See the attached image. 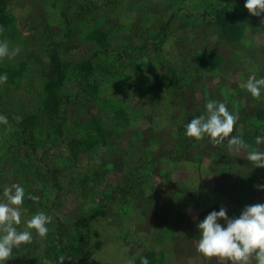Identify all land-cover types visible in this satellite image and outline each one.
Wrapping results in <instances>:
<instances>
[{
    "label": "rangeland",
    "instance_id": "rangeland-1",
    "mask_svg": "<svg viewBox=\"0 0 264 264\" xmlns=\"http://www.w3.org/2000/svg\"><path fill=\"white\" fill-rule=\"evenodd\" d=\"M245 2L39 0L37 8L30 13L28 4L19 5L14 11L13 30L1 28L0 41L6 40L10 49L18 48L19 52L14 58L0 61L13 71L21 64L25 69L22 78L12 77L16 83L7 86V94H2L4 105L0 107V115L5 105L21 110L23 101L28 102L32 96L28 89L33 92L41 89L42 73L53 77L43 40L48 36L63 37V32L56 28L62 24L71 27L74 40L82 38L80 47L73 42L61 47L68 54L62 55L63 59L70 62L72 54L77 52L75 60L88 57L93 67L92 74H85L84 78L89 77L94 102L90 109L82 108V116L100 107L104 112L110 109L106 112V126L114 127L117 121L112 122L113 118L124 117L133 122L126 127L137 134L128 150L130 167L119 172L108 171L100 176V181L105 178L110 186L120 187L130 184L134 177H141L134 186L139 198H153L155 203L141 208L140 200L128 202L121 193L113 195V200L106 197L103 203L109 210L94 228L102 244L90 259L72 258L67 264H129L130 261L141 264L143 258L149 264H222L218 258L206 261L196 251L200 237L198 223L222 206L231 208V201L236 198L232 188L234 179L240 180L235 206L239 210L232 211L229 218H238L246 206L264 204V188L257 187L264 185V168L254 167L245 158L250 149L237 152L229 149L226 142L215 146L192 144L188 147L187 159L183 155L187 139L183 142L173 133L179 126L186 128L193 117L206 115V103L216 100L225 102L230 112L238 113L241 121L235 125L233 136L242 137L251 147L252 142L244 138L246 132L264 136V108L256 112V107H264V102L261 104L264 99L255 100L241 87L252 74L257 79L264 77V24L261 23L264 14L260 17L240 14ZM232 11L238 18L226 29L218 26L215 17ZM91 32L97 33V37H106L109 43L97 45L84 39ZM80 87L77 81L67 84L68 100L73 99ZM187 95H192L189 101L185 99ZM27 110V107L22 109L24 113ZM6 127L0 124V137ZM22 140L13 143L16 150L17 146L22 149L17 150L20 154H24L26 145L35 151L27 156L29 162L20 164L19 171L11 170L6 179L1 177L0 198L5 186L19 183L26 193L24 221L44 212L52 217V223L43 239L32 230L33 242L13 249V258L5 264H52L46 247L52 242L53 232L62 223L70 237L82 209L92 207L96 195L99 196L101 189H98L97 176L92 180L94 169L90 163L110 159L114 149H95L90 155L81 153L80 165L69 173L60 170L71 164L67 158L68 145L58 142L52 153L55 148L46 149L44 139L28 140L26 145H20ZM10 143L0 138V157L10 156ZM258 148L264 151V144ZM46 150L51 155L45 159ZM123 154L115 159L122 160L126 153ZM11 160L7 158L8 162ZM8 162L6 169L11 167ZM51 166L59 170L60 184ZM84 173H88L86 182ZM42 180L47 190L38 202V194L44 189L38 187ZM33 184L38 187L37 191ZM84 184L88 185L83 187ZM35 191L37 201L28 198ZM218 222L226 227L225 221ZM18 228L25 230V224Z\"/></svg>",
    "mask_w": 264,
    "mask_h": 264
},
{
    "label": "trees",
    "instance_id": "trees-1",
    "mask_svg": "<svg viewBox=\"0 0 264 264\" xmlns=\"http://www.w3.org/2000/svg\"><path fill=\"white\" fill-rule=\"evenodd\" d=\"M38 1L39 0H0V29L2 27H8L13 30V21L16 19L14 11L17 10L19 5L28 4V6H30L28 8L30 13L37 8ZM239 11L242 15L249 13L244 6L242 10ZM236 15L237 14H235L234 11H232V13H230L229 15L218 14L217 17H215L216 23L218 26L226 29L231 25L232 22H234L238 18V16ZM46 24L50 25L49 22H47ZM56 28L63 32V37L59 38L58 35H56L55 37L48 36V38H45L43 40L44 48H48L46 54L49 53V68L53 73V77L49 78V76L45 75L46 73L41 74V89L37 90L36 92L28 89L29 94L32 93V96L29 97L28 102L23 101L24 106H22L21 110H14L12 106L7 107L6 105L2 110V114L4 116H7L8 118L9 126L6 125L8 126L6 127L5 125L1 124L3 128L6 127L4 133H2L4 136L1 134V137L2 139L11 142L9 146L11 154L7 157L6 155L0 157V168L3 169V171H1L0 169V180L1 177H3V179H6L11 170L19 171L20 164L22 162L30 161V159H27V156H29L31 152H34L35 148L25 144L28 140L31 141L37 139L38 141H42L44 139V147L46 149L55 148L52 153H54L57 149L56 145L58 142L68 145L69 154L67 158L71 161V164H69L66 168H60V170H65L69 173L70 169H72L73 167H78L80 165L79 161L82 158L81 153L83 152L90 155L95 149H100L102 151H111L114 149V154L110 155V159L105 158L103 161L90 163L94 169V171L92 172V177L94 176L92 180H94L95 176H97V184L98 186H100V188L98 189H101L98 192L99 196L96 195L97 199L94 201V205L92 207L88 209H82V213L74 223L76 229L70 237L68 236L67 229L64 228L62 223H58L59 225L56 231L53 232L54 236L52 235V242L49 243V246L46 247V252H49V254L51 255V259L53 262L52 264H58V258L60 255H64L66 258L70 257L71 260L72 258L82 260L90 259L92 257V255L95 253L96 248L102 244V241L99 239V235L95 233L94 228L96 223L99 222L103 217H105L107 210H109L108 205L103 203L106 197L113 200V195L116 196L121 193L124 198L126 196L128 202L135 201V203H138V201L140 200L141 208H146L149 204L155 203V200L153 198H145V200L139 198V194L137 193V190L134 186H136V182L139 184L141 177H134L133 181H131L130 184L120 187L119 185L110 186L109 180H105V178L104 180L101 179L102 181H100V178L108 171L119 172L130 167L129 165L131 159L130 152H128V150L131 147L132 140L136 138L137 134L134 135L133 130L130 129V127H126L129 123L132 124L133 122L126 121V118L124 117L121 119L114 117L112 122L117 121V124L114 127L106 126L104 124V121L107 117V113L111 111L110 109L108 112H104V108L100 107V110L90 112V115H87L86 117L82 116V108L88 107V109H90L91 104L94 102L93 98L95 93L91 90L92 86L89 84V77L84 78L85 74H92L91 70L93 69V67L91 69L90 63L87 61L88 57L84 56L79 60H75L74 58L77 52L75 54H72L73 56L70 62L63 59L62 55L68 54L67 52H62L61 47L70 42L76 43L77 47H80L82 38L74 40L73 33L71 32V27L61 24L60 26H56ZM104 36H106V34H104ZM85 38L92 40L94 43H97V45H99V43H105V45L109 43L106 37H97V33L94 34V32L84 35V39ZM82 53L85 54L86 51ZM24 69L25 66L21 64L17 67L16 70L13 71L10 69V67H8V65L0 61V75L7 74L8 76L7 82L4 84H0V107L4 105L2 94H7V86H10L12 83H16V80H11L12 77L21 76L20 78H22ZM27 70L28 72L30 71L28 67ZM43 71L45 72L46 70L43 69ZM70 75H77L81 77L79 79H73L75 77L69 78ZM76 81L80 83L81 87L77 89L73 99L68 100L69 94L67 90H65V87L68 83L73 84ZM191 97L192 95H187L185 96V99L189 101ZM19 100L20 103H22L21 98ZM104 101H102V103H105ZM106 101L107 103L109 102L108 97ZM263 102L264 101H261V104H263ZM25 107L28 108L26 113L22 111V109H24ZM259 107L261 106L256 107L258 109L256 111L257 114L260 111L262 112L264 108ZM116 108L121 109L120 106H116ZM17 117H19V119H17ZM240 121L241 120H238L237 123H240ZM178 130L173 129L174 137L182 140L183 142L186 139V141H188L186 144V150L183 151V155L187 159H189V157H187V155H189L188 147H190L192 144L201 143L205 146L211 145L210 140H208L209 138L207 136L202 141H197L194 138L186 136V128H183V126H179ZM117 134L120 135L119 138L115 137V135ZM252 134L253 133L249 131L246 132V135L244 136L245 139L247 138L252 142V147L250 148V150L258 148L255 140L256 137L259 136V134ZM156 137L157 136L155 135V138ZM19 139H23L20 145H26L24 147L26 151H22L24 152V154H20L21 152L17 151L21 149L20 146H17V150L15 149L16 146H13V143L18 141ZM195 141H197V143H194ZM225 142L227 143V140H225L223 143L226 144ZM127 146L128 148H126ZM125 149H127V151ZM259 149L262 150L261 148ZM242 151H244V149H242ZM123 152H125L127 156H123L121 158L122 160L118 158L115 159L116 157H121V154L124 155ZM44 155L46 159V157L48 155H51V153L49 150H46ZM14 157L16 159L11 160ZM111 157L114 158L112 159ZM7 158L11 160V162H8ZM7 162L11 166L8 169H6L8 165ZM137 167L140 168V166H135V169H137ZM51 168L53 167L51 166ZM53 170L57 174V183L60 184L61 182L58 178L60 172L57 168H53ZM72 173H74V171H72ZM52 177L54 178V176ZM87 177L88 173H84L83 179L85 180V182L88 180ZM232 182V188H235L234 197L236 198L235 200L231 201V208L228 206V216L231 215L232 211L239 210L235 206L237 203L236 199L238 197V186L240 180L234 179ZM45 184L46 183H44L42 180L41 184L38 186L44 188L42 190V193L38 194V202L40 201L39 198L42 199L43 196H45L44 191L47 190V185ZM35 185H38V183H35ZM35 185L33 184L34 187H36ZM86 185L88 184H84L83 187H85ZM38 187L35 188L36 191ZM92 187L93 186H91V188ZM105 187H108V189L103 190ZM36 191L32 194L33 197L37 194ZM37 198L34 200L37 201ZM85 198H87L86 195ZM69 261L70 260L66 259L65 264H67Z\"/></svg>",
    "mask_w": 264,
    "mask_h": 264
},
{
    "label": "clouds",
    "instance_id": "clouds-1",
    "mask_svg": "<svg viewBox=\"0 0 264 264\" xmlns=\"http://www.w3.org/2000/svg\"><path fill=\"white\" fill-rule=\"evenodd\" d=\"M244 7L252 16L264 14V0H246ZM261 23L264 24V20ZM18 52V48L10 49L6 40L0 41V60L14 58ZM7 79V74L0 75V84L6 83ZM241 87L255 100L264 99V77L257 79L252 74ZM205 107L206 115L193 117L186 124L187 137L202 141L207 136L214 146L227 140L229 149L237 152L251 148L242 137L232 135L239 119L238 113L230 112L223 101L209 100ZM8 123L7 116L0 115V124ZM255 142L257 145L264 144V136H257ZM245 158L254 167L264 168V151L259 148L248 151ZM257 187L264 188V185ZM25 195V189L19 183L3 188L0 198V264L13 258V249L33 242L32 230L41 239L49 232L52 217L44 212H38L24 221L27 211L23 207ZM28 198L36 199L30 195ZM220 220L225 221L226 227L218 222ZM21 224H25V230H19ZM197 227L200 237L196 241V251L206 261L218 258L222 264H264V204L246 206L238 218H229L227 209L222 206L219 211L210 212ZM66 259L71 260L60 255L58 264H65ZM141 264H149L147 258H143Z\"/></svg>",
    "mask_w": 264,
    "mask_h": 264
}]
</instances>
